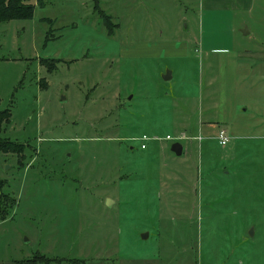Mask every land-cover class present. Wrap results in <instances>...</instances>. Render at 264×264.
Returning <instances> with one entry per match:
<instances>
[{"label": "rangeland", "instance_id": "1", "mask_svg": "<svg viewBox=\"0 0 264 264\" xmlns=\"http://www.w3.org/2000/svg\"><path fill=\"white\" fill-rule=\"evenodd\" d=\"M26 1L0 24V264H264V0Z\"/></svg>", "mask_w": 264, "mask_h": 264}, {"label": "trees", "instance_id": "2", "mask_svg": "<svg viewBox=\"0 0 264 264\" xmlns=\"http://www.w3.org/2000/svg\"><path fill=\"white\" fill-rule=\"evenodd\" d=\"M34 7L26 0H0V24L8 23L15 20H28L32 18ZM104 16L106 24L111 27L110 17ZM46 64V62H43ZM10 111L8 109L0 111V155L14 153L17 150L15 142L4 139L1 136L3 125L9 123ZM3 182L0 179V189L3 187ZM42 261L53 262L43 255L35 256L32 259L17 262L16 264H40Z\"/></svg>", "mask_w": 264, "mask_h": 264}, {"label": "crops", "instance_id": "3", "mask_svg": "<svg viewBox=\"0 0 264 264\" xmlns=\"http://www.w3.org/2000/svg\"><path fill=\"white\" fill-rule=\"evenodd\" d=\"M234 3H235V5L233 6V8H239L240 10H242L243 12H246L247 14H250V13H252L253 11H255V5H254V3H253V0H232ZM222 5H219V4H217V6L215 7V8H219V7H221ZM240 31V33H241V35L243 36V37H245V36H247V35H249V31H247V29H241V30H239ZM246 32L247 31V33L246 34H243L242 32ZM183 52V54L182 55H186V57H187V55H188V52H187V49L185 48V47H183V50H182ZM208 51V50H207ZM227 51V49H210L209 50V52H211V53H215V52H226ZM239 57L241 56V54H237ZM255 55H256V57L257 58H259V59H263V57H264V54H262V53H255ZM237 56V57H238ZM224 69H226V64L225 63H223L222 64V71L224 70ZM167 72H169V71H167ZM172 76H173V73L170 71L169 72V77L167 78V80H170V79H172ZM164 77H165V75H164ZM208 112V111H207ZM221 118V119H220ZM218 121H216V123L218 124V123H220V121H222L224 124H228V120L227 119H225L224 118V115L222 114L218 119H217ZM212 127H214V126H212ZM230 129H232V127L230 126V125H228V128H227V130H230ZM221 130H223L224 132H225V134H226V136L228 137V139H229V136L227 135V130H225V129H220L219 131H221ZM219 131H218V133H219ZM217 133V134H218ZM143 136H145V137H147V138H149L148 136H146V135H143ZM142 136V137H143ZM141 137V138H142ZM147 142L148 141H145V143H141V144H144V146H145V148H144V150H146L147 149V147H148V145H147ZM230 143V139H229V142H228V144ZM141 144H140V146H141ZM181 144V143H180ZM228 144L226 145V146H228ZM182 146V145H181ZM170 152L171 153H173L172 151H171V147H170ZM182 153H184V148H183V146H182V152H181V155H182ZM173 155L175 156V157H181V155L180 156H176L174 153H173ZM147 261V260H146Z\"/></svg>", "mask_w": 264, "mask_h": 264}, {"label": "water", "instance_id": "4", "mask_svg": "<svg viewBox=\"0 0 264 264\" xmlns=\"http://www.w3.org/2000/svg\"><path fill=\"white\" fill-rule=\"evenodd\" d=\"M243 34H246L247 31L245 32H242ZM169 77V72L166 73L164 79L168 78ZM171 151L176 155V156H180L181 155V152H182V146L180 143H174L171 145ZM5 169H7V167H5ZM111 201L108 200L107 201V204L110 206L111 205ZM147 236H143V238H145Z\"/></svg>", "mask_w": 264, "mask_h": 264}, {"label": "built area", "instance_id": "5", "mask_svg": "<svg viewBox=\"0 0 264 264\" xmlns=\"http://www.w3.org/2000/svg\"><path fill=\"white\" fill-rule=\"evenodd\" d=\"M141 139H142V140H145V141H148V140H149V138H147V137H145V136H143ZM217 139H218L219 144H220L221 146H223V147L226 146V145L228 144V142H229V139H228V137L226 136V134H225L224 131H220V132L218 133V135H217ZM141 148H142V149L145 148L144 144H141Z\"/></svg>", "mask_w": 264, "mask_h": 264}]
</instances>
